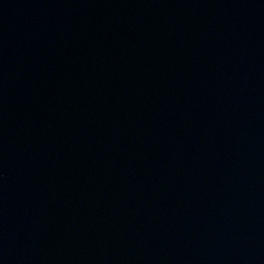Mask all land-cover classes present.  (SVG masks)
Instances as JSON below:
<instances>
[{
    "label": "water",
    "instance_id": "water-1",
    "mask_svg": "<svg viewBox=\"0 0 264 264\" xmlns=\"http://www.w3.org/2000/svg\"><path fill=\"white\" fill-rule=\"evenodd\" d=\"M0 264H264V0H0Z\"/></svg>",
    "mask_w": 264,
    "mask_h": 264
}]
</instances>
